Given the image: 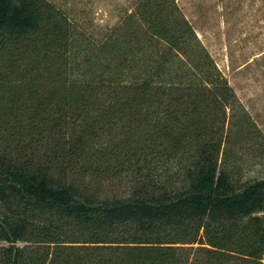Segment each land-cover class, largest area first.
Instances as JSON below:
<instances>
[{"label":"trees","instance_id":"obj_1","mask_svg":"<svg viewBox=\"0 0 264 264\" xmlns=\"http://www.w3.org/2000/svg\"><path fill=\"white\" fill-rule=\"evenodd\" d=\"M128 16L78 78L59 10L0 0V264H264V177L234 183L212 139L235 91L175 0ZM103 135L149 138L121 151ZM142 155L193 158L184 187L99 199L71 178Z\"/></svg>","mask_w":264,"mask_h":264},{"label":"rangeland","instance_id":"obj_2","mask_svg":"<svg viewBox=\"0 0 264 264\" xmlns=\"http://www.w3.org/2000/svg\"><path fill=\"white\" fill-rule=\"evenodd\" d=\"M48 1L59 10L68 26L71 48L67 55L73 66L72 74L81 78L103 69L99 63L106 60L104 54L108 50L101 48V43L114 33L117 26L124 24L125 19L128 22V15L134 12L139 0ZM175 1L238 97V102L227 108L223 135L212 138L216 141L222 139L221 168L237 184L264 177V0ZM137 37L140 35L133 36V39L129 36L133 42ZM103 137L104 141L117 144L121 151L132 148L125 144L132 138L139 140L141 146L149 138L148 135ZM210 137L206 135L204 140L209 141ZM159 140L156 138L157 144L154 145L157 152ZM191 146L186 150L190 153L187 155L196 154L197 146ZM143 156L139 170L128 158L103 165L96 161L98 172L83 176L78 171L71 178L80 188L99 199L129 198L141 183L147 187L156 184V189L162 186L181 190L184 187L186 167L193 158L172 157L167 160L159 157V162L146 163Z\"/></svg>","mask_w":264,"mask_h":264}]
</instances>
